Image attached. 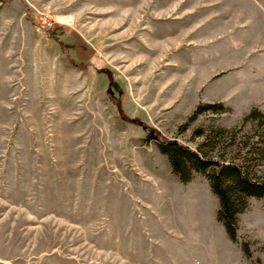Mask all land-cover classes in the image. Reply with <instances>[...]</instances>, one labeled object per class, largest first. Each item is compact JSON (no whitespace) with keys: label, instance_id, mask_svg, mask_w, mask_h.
<instances>
[{"label":"rangeland","instance_id":"rangeland-1","mask_svg":"<svg viewBox=\"0 0 264 264\" xmlns=\"http://www.w3.org/2000/svg\"><path fill=\"white\" fill-rule=\"evenodd\" d=\"M254 109L264 0H0V264H264L262 199L232 240L146 139L264 182Z\"/></svg>","mask_w":264,"mask_h":264},{"label":"trees","instance_id":"trees-1","mask_svg":"<svg viewBox=\"0 0 264 264\" xmlns=\"http://www.w3.org/2000/svg\"><path fill=\"white\" fill-rule=\"evenodd\" d=\"M114 89L120 92L117 83L112 80L109 91L113 98L116 94ZM217 107H220V104L201 105L194 112L198 113ZM247 117L258 120L264 117V113L254 109ZM146 128L147 126L144 125V129ZM146 139L156 142L159 151L167 156L172 172L178 176L181 182L187 183L192 173L204 174L210 184L211 191L219 201L216 218L223 225L227 235L235 240L237 238L238 214L245 208L248 197L261 198L264 202V182L252 181L239 166L218 163L212 159L204 158L196 150L176 139H167L155 130L150 129ZM243 250L247 254L249 253L245 244Z\"/></svg>","mask_w":264,"mask_h":264}]
</instances>
